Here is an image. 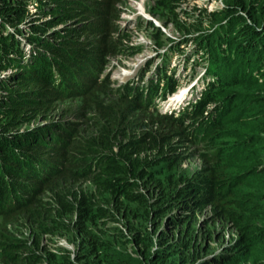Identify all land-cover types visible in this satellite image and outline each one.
I'll use <instances>...</instances> for the list:
<instances>
[{
	"label": "trees",
	"instance_id": "16d2710c",
	"mask_svg": "<svg viewBox=\"0 0 264 264\" xmlns=\"http://www.w3.org/2000/svg\"><path fill=\"white\" fill-rule=\"evenodd\" d=\"M32 1L38 7H43L47 0ZM61 1L62 4L78 1L86 5V23L76 35L77 37L82 35V40L61 46L60 43H51L50 35H58L57 30L40 35L39 38L31 35L29 38L42 44L48 55L40 54L43 58L37 65L34 51L30 48L29 57L26 58L25 65H22L26 69L25 74L21 76L23 78L21 86L24 88L19 90L30 91L18 93L16 96H20L21 99H14L9 109L0 112L5 113L6 116L12 112L17 113L14 117L9 116L11 121L8 126L14 125L16 119L31 123L33 118L49 110L50 103L61 99L65 89L69 88L68 94L73 95L83 87L79 92L82 93L79 100V114L86 116L84 122L86 128L80 133H75L74 136L71 132L62 134L57 138V142L44 149L54 155L60 169L41 180L38 177L26 176L23 158L29 154H42L44 151L42 143L21 140L15 142L0 137V264H80L81 262V264H166L164 257L168 256L171 249L169 246H162V238L154 242L157 244L155 251L140 256V252H143L152 240L155 241L148 228L153 227L156 218L164 216L166 211V220L171 219L172 223L180 222L187 215H192L190 212L193 211L186 207L190 204L189 206L193 208L194 205L202 202L203 196H198L196 193L204 190L208 192L206 199L212 200L216 215L234 223L239 230L235 241L224 247L223 254L217 256V262L210 261L209 264L248 262L252 252L251 246H247V234L256 237L264 234V228L252 225L255 217H245V209L232 206L223 196L227 182L221 181L225 174L221 166L220 149L219 151L217 149V153L208 150L213 138L217 136L218 129L221 128L220 123H217L220 110H215L216 118L212 125H207L211 121L207 119L199 122L195 129L197 135H201V144L205 150V153L201 154L204 167L178 189H176L178 182L173 191L164 188L162 183H173L171 177L175 171L172 168L178 162L176 150L184 146L189 138L188 133L181 124L173 125L169 121L171 116H147L150 119L148 122L141 121L140 116L136 114L129 117L130 114H134L132 110L137 106L142 94L138 98L128 96L127 99H124L126 95L123 94L119 101L106 102L100 98L105 84L96 80L99 68L102 69L107 64L108 58L105 55L114 53L119 48V43L115 40L113 22L118 19L117 6L124 0ZM157 1L173 13L169 1L168 3ZM7 3L2 6L11 8L12 11L17 6ZM243 5L242 0L234 1L235 7H243ZM234 6H227L225 11L220 13H210L206 10H203V13L210 19L211 25L222 19H229L230 25L239 19L234 14ZM22 7H18L19 11ZM78 11L74 9L73 15ZM60 18L58 17L57 21ZM12 21H19L18 17H13ZM64 21L65 19L62 22ZM187 21L190 20L187 18ZM187 23L191 24V22ZM199 23L200 20L191 24V28L185 26L176 28L191 33L195 31L194 29L203 30ZM17 24L18 22L8 23L7 27ZM239 25H241L239 30L231 32L234 34L236 32V37L243 41L242 45L235 40L234 46L238 53L244 54L250 52L251 49L248 50V47L257 39L252 36L255 32L249 36L254 28L253 24H247L240 18ZM31 26L40 30L48 28L46 23L31 22ZM26 28L32 33L28 26ZM1 31H4V36ZM5 31V27L0 26V52L8 56L13 52L11 50L13 44L17 45L19 41L14 34L12 38L11 34ZM224 35L228 36L225 33ZM200 36L209 42L208 38H204L203 33ZM156 41V45L162 44L160 37ZM256 44L259 45L257 42ZM252 54H256V48L252 50ZM2 58L3 55L0 53V70H3L5 65L4 60L1 62ZM17 60H10V63L13 61L14 65H21L16 64ZM19 71L17 69L15 74L17 75ZM233 77L234 75L230 76ZM151 83L152 80H149L145 85L149 86ZM160 86L161 84L155 85L151 91L156 92ZM8 91L13 92L10 88ZM222 91L223 89L217 92V87L206 90L203 99L194 106L189 119L198 120L206 101L222 97L224 105L229 98L227 95L221 96ZM28 93L34 94L37 98H26ZM30 104L32 107L29 110ZM122 109L126 111L121 113ZM28 110L29 112L26 113ZM8 112L10 113L7 114ZM154 119L157 120L151 121ZM168 121L170 126L166 129L155 128L158 124L167 125ZM127 130L135 131L136 134L127 137L124 135ZM24 136L22 134L18 138ZM173 138L177 139L175 143H171ZM241 143H246V140ZM239 146L241 147V144ZM40 149L42 151H39ZM160 168H162L161 172ZM250 171L252 173V170ZM145 176H148L145 181L149 180L152 186L159 188V193L152 200L146 198L141 190ZM178 180L181 181V178L178 177ZM236 180L237 176L232 183L235 184ZM86 183L91 187L86 186ZM11 189L20 195L19 199L18 194L14 195V198L18 199L16 203L11 202ZM117 204L120 206L118 207ZM106 205L115 207L114 214L105 208ZM259 205H255L257 210L263 207ZM178 212L179 214L175 215ZM74 216L78 217V220L73 225H68V220ZM119 219L123 220L124 232L119 229L110 230L111 225ZM147 229L148 231H145ZM24 233H26L25 238H23ZM56 234L68 238L70 236V241L75 244L74 252L61 248L56 251L47 250L42 246L40 242L42 237ZM78 235L82 237L79 240ZM76 240L78 245L75 243ZM112 242L122 248L130 245L133 256L113 246ZM188 243L194 246L193 241H185L180 248H184ZM201 257L192 258L187 264H194ZM256 264H264V262L259 263L257 260Z\"/></svg>",
	"mask_w": 264,
	"mask_h": 264
},
{
	"label": "rangeland",
	"instance_id": "374dc122",
	"mask_svg": "<svg viewBox=\"0 0 264 264\" xmlns=\"http://www.w3.org/2000/svg\"><path fill=\"white\" fill-rule=\"evenodd\" d=\"M160 1L167 3L169 1L173 13L169 11L168 7L160 4L157 0H124L117 6L119 15L118 19L113 22V28L115 29V40L119 43V48L114 53L105 55L108 58L107 64H104L105 66L102 69L99 68L96 77V80L102 81L105 84L102 93H100V98H103L106 102L110 100H120L119 98L123 95L122 89L124 88L123 86L120 87V85H123V83L126 84L127 78L132 79L134 76L132 75L133 72H141V69H134L139 65V62H143L140 67L143 65L147 68V65H144V63L146 64V62L155 55L154 53L157 50L156 40L159 39V37L160 41H162L161 45L167 46L174 41L173 39H180L182 36H191L195 33L179 31L176 27L185 26L186 28H191V24L199 20V24L202 25L201 28L203 27L205 32L207 29L213 28L214 25H211L210 19L205 16L203 10L210 13L224 12L227 6H234L235 0ZM242 1L244 4L243 7L234 6V14H236L239 19L225 27L230 33H233L231 32L233 30L236 31L240 29V18L243 19L245 23L251 25L264 23V0ZM7 2H10L12 6L17 5L13 11L11 8H4L2 6ZM44 3L45 5L43 7H38L32 0H0V26H4L7 31L8 23L18 22L17 25L23 24L22 26H28L32 33L27 32V35H33L34 38H39L40 35L43 36V34L57 30L58 35H50L51 43H60L61 46L67 43H77L81 41L83 38L82 35L79 37L76 35L81 26L86 23V5L78 1L72 4H62L61 0H47ZM20 6L23 7L19 11ZM74 9H78L79 11L73 15ZM13 17H18L19 21L11 22ZM56 17H61L60 19L64 18L65 21L62 22L64 19H59L57 21ZM187 18L190 21H187ZM30 21L33 22V24L46 23L48 24V28L46 30L36 29L31 26ZM177 21L179 24H177ZM187 22H191V24ZM19 27L20 26H17V28ZM262 28L263 29L259 31L264 32V27ZM20 29L21 28H19L14 35L16 39L20 40V43H17V45L13 44V52L8 56L0 52L3 55L1 62L4 60L5 63L4 69L0 70V110L9 109V105L13 103L14 99H21L20 96H16L18 93L30 91H19L24 88V86H21V83H23V78L21 76L25 74L26 69H24L22 65H25L27 56L25 54L26 44L22 41V37L19 34ZM194 30L195 32H199L197 29ZM253 30L257 29L253 28ZM1 34L4 36V31H1ZM235 35L236 32L232 34L229 41L224 45L220 42L222 39L213 41V37H210L206 45L207 50L202 51L197 48L198 54L195 58L200 61V64L196 68L197 75L195 73L194 77L201 74L200 70L202 65L214 64V66L218 67L223 73L224 78V82L217 88V92L223 89V94H221V96L227 95L229 100L224 103V106L221 103L223 101L222 97H219L217 100L206 101L203 104V112L197 121L190 120L189 116L181 119L182 110L170 113L172 118L169 121L173 125L175 124V126L181 124L183 129L188 133L189 138L184 146L176 150L178 162L175 167L172 168V170L175 171L172 173L171 177L173 183H162V185L167 190L173 191L176 182H178L176 187V189H178L186 180L192 179L194 174L204 167L201 154L205 153V150L201 144V135L198 136L195 129L198 121L203 122L205 119L211 117V114L214 113L216 109H219L221 114L218 117L217 123H220L221 128L218 129L217 136L213 138V142L208 147V150L217 153V149L218 151L220 149L221 166L225 174V177H222L221 181L223 183L227 182L223 190V196L229 200L228 203L232 206L245 209V217L254 216L255 218L252 225L264 228V61H262L261 58L256 60L252 58L253 61L251 60L252 62L249 63L246 56H243L235 50V40H237V42L239 40ZM14 36L11 34L12 38ZM28 39L34 45L35 63L38 65L43 58L40 54H46V51L43 52L42 49H44V46H42V44H38L37 41L31 38ZM185 43L187 42H184L175 49L176 64L184 58V66L188 65L193 58L191 55L187 57L184 56L185 52L189 53L191 47H194L193 41H189L186 45ZM251 43L253 46L257 47L255 41ZM183 46L185 49L184 52H178V50H183ZM225 48H227V51ZM261 53L264 54V41ZM171 57L173 58L174 55L172 54ZM218 57H221L222 60L217 61ZM10 60H17L16 64L19 63L21 65H14V62L12 61L10 63ZM152 60L153 58L150 59V63L148 64L150 68L154 64ZM223 61H226V67H221ZM6 62H8V64H6ZM98 63L96 64L98 65ZM159 65L161 66V62ZM185 68L186 67H184V69L181 68L180 70L181 80H178V84L186 82V77L183 76ZM17 69L20 70L19 73L21 71L23 73L21 75L19 73L16 75L15 72ZM191 70L193 71V69ZM232 73L234 77L230 78ZM129 74L131 75L129 76ZM159 76L160 75L157 77ZM140 77L141 73H137V81H140ZM148 78L143 82L144 85L147 83L146 81ZM155 79L154 77L153 82ZM199 82L200 84L202 83V78H199L194 83L193 90H198ZM9 88L13 90L12 93L8 91ZM184 88L186 87H182V89ZM16 91L18 92L15 93ZM127 93L126 91L124 92V94ZM81 94L82 93L63 95L58 101L50 103L49 110L44 113L47 114L46 116L41 113L40 116L33 118L31 123H25L16 119L17 122L14 125L8 126L11 121L9 116L14 117V114L17 113L8 112L7 114H10L6 116L5 113L0 112V137L3 138V140H14L15 142H19L20 140L29 143L38 141L42 143L44 150L48 148L47 146H52L54 142H57V137L59 135H65L68 134L67 132H71V135L74 136L75 133H80L86 128V124L84 123L86 116H80L79 114V100ZM29 97L30 99L37 98L32 93L26 95V98ZM127 97V95L124 96V99H127ZM136 97L138 98V96ZM172 97L173 96H170L169 99ZM139 100L141 103H139ZM139 100L137 106L132 110L134 114H130L129 117L139 115L140 120L143 122H148L150 120L148 117L150 116H160L162 114L160 112V107L163 108L166 102L165 100L162 103L155 104L153 107L154 103L151 101L150 105H146L144 94H142ZM121 103H123V101H121ZM193 103L196 102H191V104ZM30 107H32L31 104L29 110ZM29 110L26 113H28ZM125 111L126 110L122 109L121 113ZM156 120L157 119L151 121L155 122ZM169 121L167 125L158 124L155 128L166 129L170 126ZM36 123H45L46 126L38 128L30 136L25 135L23 138H18L19 135H22V133L19 134L21 129H25L29 125ZM132 134H136V132L130 130L124 132V135H127V137ZM245 140L246 143H241ZM70 141L71 139L69 138V142ZM176 141L177 139L173 138L171 143H175ZM239 144H241V147H238ZM39 151L42 150L40 149ZM42 154L50 156L51 152L44 150ZM34 167L37 169V166ZM250 170H252V173ZM159 171L161 172L162 168H160ZM236 176L237 180L235 184H233L232 181ZM147 177L148 176H145L141 183V190L146 198L152 200V198L159 193V188L152 186L149 180L145 181ZM178 177L181 178V181L178 180ZM85 185L91 187L89 183ZM207 193L208 192L205 190L196 193L198 196H203V201L194 205L193 208L189 206L190 204L187 205L186 208H190L193 211L190 212L192 215H187L180 222L172 223L171 219L166 220L167 211L164 216L156 218V223L153 227L150 226L148 228L150 235L154 237L155 241L152 240L151 243L143 249V252H140V256L148 255L149 252L152 253L157 246L154 242L159 238H162V246H169V249H171L170 253L167 254L168 256L164 257L166 264H179L180 262L187 264L191 262L192 258L195 259L197 256H203L225 245H231L238 236L239 230H237L234 223L226 221L222 216L218 217L216 215L211 202L212 200L206 199L208 196H206ZM245 199L247 201L243 202ZM257 204L263 207L257 210L255 206ZM117 206L119 207L120 204H117ZM105 208L110 213L114 214V206L106 205ZM185 212L188 211L185 210ZM178 214L179 212L175 215ZM76 220H78V217L70 218L68 220V225H73ZM122 222V219L114 222L110 230L119 229L124 232ZM148 229L145 231H148ZM73 230L75 231V228ZM25 236L26 233H24L23 238H25ZM69 238L68 236L56 234L42 237L40 242L47 250L51 249L56 251L61 248L74 252L75 244L72 243ZM81 238V235H78V240ZM78 240L75 241L76 245H78ZM185 241H193L194 246H190V243H188L184 248H180ZM132 244L131 242V246ZM112 245L118 249L125 250L126 253H130L133 256L130 245L123 248L115 242H112ZM247 246H251L252 255H250L248 262L244 261L241 264H256L257 260L258 262H264V234L253 237L248 233Z\"/></svg>",
	"mask_w": 264,
	"mask_h": 264
},
{
	"label": "clouds",
	"instance_id": "9594fccd",
	"mask_svg": "<svg viewBox=\"0 0 264 264\" xmlns=\"http://www.w3.org/2000/svg\"><path fill=\"white\" fill-rule=\"evenodd\" d=\"M229 23H230L229 19H222L221 21L217 22L216 24H213L214 25L213 28H209L205 32H204V29L199 31V32L193 31L191 33H195V34H193L191 36H182L180 39H173L174 41H172L171 44H169L167 46L156 45L157 50L154 53L155 55L150 58V59L153 58V60H152L154 63L153 66L151 68L148 66V64L150 63L149 62L150 59H149L147 62V68L144 69L143 72H141L140 81H137V73L133 72V74H132V75H134L133 78L132 79L127 78V83L123 85V87H124L122 89L123 94L126 91L128 93L124 94V95L130 96L131 98H135L136 96H139L140 94H144L145 95V104L150 105V102L153 101V103H154L153 107H154L155 104L162 103L167 98L169 99V96H172L173 93L178 91L181 87L187 86V87H189V89L185 92V97L181 101L177 102L174 105V107L165 106V105L163 108L160 107V109H161L160 112L162 113L161 115L171 116V118H172V115L170 114L171 112L173 113L175 111L182 110L181 119L183 117L189 116L191 114L192 110L194 109V106L197 105V103H199L203 99L202 96L206 90L212 89L215 87L218 88L224 82L223 73L219 70L218 67L214 66V64L202 65V68L200 70L201 74L194 77L195 73L197 71L196 68L200 64L199 60H197L198 64L195 63L196 62L195 56L198 54L197 48L199 50H202V51L207 50L206 45L208 44L207 40L203 39L200 35H201V33H203L204 38H208L209 40H210V37H213V41L216 39H218V40L222 39L220 42L222 45H224L225 43H227L229 41V38L233 34V33H230L227 29H225V27H227L229 25ZM262 24H264V23H258L257 25L253 24L254 28H256L257 30H252L249 33V36H251L255 32L252 36L256 35V36H254V39L255 40L257 39L255 42H257L259 44V45H257V47H255L252 45V43L251 44L249 43L250 47H248V50L251 49L250 52H245L244 54H242L243 56H246L247 61L249 63L252 62L253 60L258 59L259 58L258 56H261V60L264 61V54L261 53V50L263 47V41H264V32L259 31V30L263 29L262 27H264V25H262ZM22 25L23 24L8 26L7 31L10 34L15 35L17 33V30L19 28H21L19 34L22 37V41L26 44L25 54L27 55L26 58L28 59L29 53H30V48H32V50H34V45L28 39L30 37V35H27V32H28L27 28L25 26H22ZM17 26H20V27L17 28ZM224 33L228 34V36L226 37V35H224ZM18 41H19L18 43H20L19 39H18ZM189 41L194 42V47H191V51L189 53L185 52L184 56H186V57L190 56V55L193 56L191 62L188 65L184 66L183 65L184 64V58H183L182 63L176 64L175 49L178 46H180L181 44H183L184 42L188 43ZM187 43H185V45ZM238 43L243 45V41L241 39L238 40ZM184 46H183V50H178V52L183 53L185 50ZM12 48H11V50H12ZM254 48H256V54H252V50ZM158 49H160V50H158ZM42 50H43V52H45L44 49H42ZM225 50L227 51V48H225ZM235 50H236V46H235ZM45 53L48 55L47 52H45ZM172 54L174 55L173 58L171 57ZM252 58H253V60H252ZM220 60H222L221 57H218L217 61H220ZM160 62H161V66L159 65ZM184 67H186V68H185V71L183 72V76L186 77V82L178 84V80H181L180 70H181V68L184 69ZM221 67H226V61H223L221 63ZM176 68H177V77H173L171 75V72L173 70H175ZM191 69H193V71ZM153 70H155V74L152 78V83L149 86L144 85L143 82L150 76V74L152 73ZM186 71H188V72H186ZM22 73L23 72H21L20 74H22ZM130 75L131 74H129V76ZM158 75H160V76L157 77ZM154 77L156 79L153 82ZM199 78H202V83L200 84V82H199L198 90H193L194 83ZM158 84H161V86L158 87L157 91L156 92L151 91V89H153V87H155V85L158 86ZM82 88L76 93H79L80 91H82ZM68 93H70L69 88H67L63 91L64 95H70ZM196 98H197V100H196ZM168 99L166 100V102L168 101ZM193 101H195L196 103L191 104V102H193ZM215 113L216 112L212 113L211 117L208 118L211 121L209 123H207V125H212V123L214 122V120L216 118ZM205 120H207V119H205ZM199 122H201V121H198V123ZM19 133H22V132H19ZM22 134H24L26 136H30V135H27L25 133H22ZM23 160H24V163L26 165V176L27 177H38L41 180V179L49 176L51 173L60 169V165L55 162V158H54V155L52 156V153L50 154V156L47 154H35V155L29 154L28 156L23 158ZM34 166H37V169H35L36 167H34ZM45 171H47V172H45ZM15 194H18V192L13 191V189H11L10 197H11L12 203H16L17 200L20 198V195L18 194V196H19L18 199H15L14 198ZM225 246H223L220 249H215L214 251L223 250V248ZM155 250L156 249H154L153 251H155ZM214 251L203 255L201 258L213 253ZM210 261L217 262V256H215L214 258L208 259L202 263L203 264H209ZM259 263H262V262H259Z\"/></svg>",
	"mask_w": 264,
	"mask_h": 264
},
{
	"label": "bare ground",
	"instance_id": "6f19581e",
	"mask_svg": "<svg viewBox=\"0 0 264 264\" xmlns=\"http://www.w3.org/2000/svg\"><path fill=\"white\" fill-rule=\"evenodd\" d=\"M178 50V49H177ZM191 50V49H190ZM181 54V53H180ZM179 57V56H178ZM148 62V61H147ZM147 62H146V64L144 63V65H147ZM143 62H139V65L138 66H136L134 69H141V72L142 71H144V69H146V67L145 66H143L142 65V67H140V65L142 64ZM180 63H182V61L180 60L179 62H178V64H180ZM195 63H197V60H196V62ZM140 67V68H139ZM141 72H137V73H141ZM197 72V71H196ZM154 74H155V70H153L152 71V73L150 74V76H149V78H148V80L146 81V82H148L149 80H152V78H153V76H154ZM171 75L173 76V77H177V68L175 69V70H173L172 72H171ZM196 75H197V73H196ZM234 74L232 73L230 76H233ZM123 85H124V83H123ZM122 85V86H123ZM186 88H184V89H182V87H181V89H179V91H176V92H174L173 93V97L172 98H170V99H168V101L167 102H165V106H172V107H174V105L177 103V102H179V101H181L182 99H183V97H185V92L188 90V88H187V86H185ZM170 97V96H169ZM182 98V99H181Z\"/></svg>",
	"mask_w": 264,
	"mask_h": 264
},
{
	"label": "water",
	"instance_id": "95a60500",
	"mask_svg": "<svg viewBox=\"0 0 264 264\" xmlns=\"http://www.w3.org/2000/svg\"><path fill=\"white\" fill-rule=\"evenodd\" d=\"M45 126V123H36V124H31L28 127H26L25 129L20 130L19 132L25 133L27 135H31L37 128L43 127ZM223 252L222 250H216L213 253L198 259L194 264H200L208 259L214 258L215 256H220L222 255Z\"/></svg>",
	"mask_w": 264,
	"mask_h": 264
}]
</instances>
